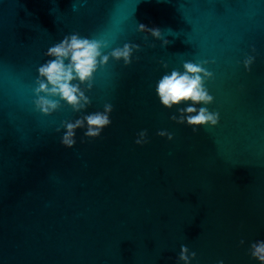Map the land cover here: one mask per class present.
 <instances>
[{
    "label": "water",
    "instance_id": "obj_1",
    "mask_svg": "<svg viewBox=\"0 0 264 264\" xmlns=\"http://www.w3.org/2000/svg\"><path fill=\"white\" fill-rule=\"evenodd\" d=\"M72 32L134 54L81 85L86 111L113 104L112 123L68 148L63 125L84 110L60 100L44 114L35 89L47 49ZM189 60L211 73L220 112L196 132L155 92ZM261 234L264 0H0V264H177L181 244L193 264H262L249 252Z\"/></svg>",
    "mask_w": 264,
    "mask_h": 264
},
{
    "label": "clouds",
    "instance_id": "obj_2",
    "mask_svg": "<svg viewBox=\"0 0 264 264\" xmlns=\"http://www.w3.org/2000/svg\"><path fill=\"white\" fill-rule=\"evenodd\" d=\"M139 30L150 32L158 39L162 36L159 27L150 28L141 23ZM167 43L165 40V44ZM107 46L108 42L105 40L72 32L47 49L46 55L51 58L38 68L35 105L39 111L44 114L54 112L58 109L60 100L66 101L76 111L84 110L83 116L63 125L61 143L68 148L76 145L78 129H84L85 137L97 138L112 123L113 104L105 103L103 110L86 111L91 98L81 87L82 84L91 87L101 64L107 65L111 59L123 61L125 65L132 63L134 46L131 43L112 48L110 52L105 53L103 49ZM254 59V56H248L243 62L249 71ZM208 76H211V73L202 64L189 60L183 63L182 70L172 68L164 72L155 84L159 102L168 109L176 107L180 113L179 116L173 113L171 119L191 126L194 132L201 126H215L220 121V112L207 107L215 101L214 95L206 86L205 78ZM181 105L184 106L180 107ZM158 135L169 140L174 138L173 133L166 129L159 130ZM148 142V130L139 131L135 143L144 145ZM241 243L244 241L241 240ZM249 252L264 264V234L252 241ZM196 257V251L191 250L187 244H181L177 264H193ZM216 264H225V261L220 259Z\"/></svg>",
    "mask_w": 264,
    "mask_h": 264
}]
</instances>
